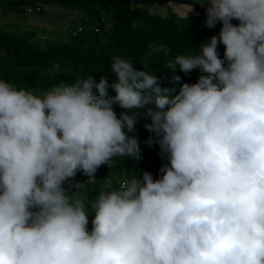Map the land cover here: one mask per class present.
<instances>
[{"label": "clouds", "instance_id": "obj_1", "mask_svg": "<svg viewBox=\"0 0 264 264\" xmlns=\"http://www.w3.org/2000/svg\"><path fill=\"white\" fill-rule=\"evenodd\" d=\"M199 5L222 27L168 61L174 85L177 68L200 72L178 91L120 56L111 84L89 75L37 95L0 79V264H264V0ZM141 115L167 155L160 177L105 180L87 204L85 183L67 193L78 171L140 159Z\"/></svg>", "mask_w": 264, "mask_h": 264}, {"label": "trees", "instance_id": "obj_2", "mask_svg": "<svg viewBox=\"0 0 264 264\" xmlns=\"http://www.w3.org/2000/svg\"><path fill=\"white\" fill-rule=\"evenodd\" d=\"M40 1L43 0H0V18L20 15L28 22L36 21L39 24L34 14L42 13ZM46 1L79 9L87 18L79 25L83 30L77 33L73 31L68 38L61 39L42 36L36 29L11 28L9 23L0 24V79L37 95L89 75L94 76L97 82L101 75H107L111 84L115 78L110 68L114 56L131 60L138 70L146 65L144 70L156 75L162 88L175 87L178 91L182 83H196L200 72L193 70L185 73L177 68L175 75L180 76L181 80L174 85L171 82L173 73L167 67L168 61L178 55L195 54L200 43L218 35L222 27L219 21L212 29L205 26L207 7H198L197 0H182L197 7V12L193 14L181 11L182 14H178L179 8L170 5L165 8L166 14L154 12L143 5V0H137L134 4L128 0ZM231 22L239 23L237 20ZM217 51L223 58L224 45L219 44ZM108 93L115 95L111 87ZM113 107L117 116L124 111L118 105ZM148 123L151 120L141 115L135 131L129 133L138 140L140 159L115 157L110 167L103 164L97 169L95 180H88L82 171H78L75 177L64 183L65 191L74 192L76 184L85 183L80 194L86 197L87 204L101 191L108 190L104 188L105 180H110L115 188L134 174L142 179L143 173L149 172L155 175V179L159 178V169L168 160L166 154H161L158 143L149 145L150 138L153 141L157 138L145 128ZM92 218L89 215V231L92 229Z\"/></svg>", "mask_w": 264, "mask_h": 264}, {"label": "rangeland", "instance_id": "obj_3", "mask_svg": "<svg viewBox=\"0 0 264 264\" xmlns=\"http://www.w3.org/2000/svg\"><path fill=\"white\" fill-rule=\"evenodd\" d=\"M196 1V0H195ZM202 4L204 0H197ZM143 5L151 11L166 14L165 8L168 5L179 8V13L193 14L197 12L195 5H189L182 0H143ZM43 8L41 14H34L39 19V24L36 21L28 22L27 19L20 15H8L5 18H0V24L9 23L11 28L17 26L25 29H36L42 36H49L51 38H68L70 34L77 30L86 18L79 9L66 8L59 4L51 3L49 1H40ZM207 7L206 5H204ZM198 7H201L199 5ZM181 11V12H180ZM28 22V23H27ZM24 23V24H23Z\"/></svg>", "mask_w": 264, "mask_h": 264}, {"label": "built area", "instance_id": "obj_4", "mask_svg": "<svg viewBox=\"0 0 264 264\" xmlns=\"http://www.w3.org/2000/svg\"><path fill=\"white\" fill-rule=\"evenodd\" d=\"M128 1H130L132 4H134L137 0H128ZM29 10H31V9L29 8ZM82 30H83V27L82 26H79L77 28V30L74 31V33L81 32ZM96 30L99 31V28H96ZM152 176L155 179V175L152 174Z\"/></svg>", "mask_w": 264, "mask_h": 264}]
</instances>
